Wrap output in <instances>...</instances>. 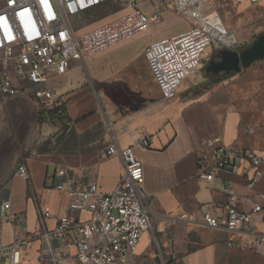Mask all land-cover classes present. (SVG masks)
Segmentation results:
<instances>
[{"label":"crops","instance_id":"crops-1","mask_svg":"<svg viewBox=\"0 0 264 264\" xmlns=\"http://www.w3.org/2000/svg\"><path fill=\"white\" fill-rule=\"evenodd\" d=\"M214 1L221 4L217 8L224 26L241 41H250L240 50L264 33V0H226L230 12L224 10L223 0ZM133 37L84 62L72 60L65 73L47 84L59 105H64L76 136L97 129L105 144L113 135L120 148L132 147L142 165L141 188L151 198V226L139 240L133 264H264V242L257 247L254 237L240 230L228 243L226 229L209 228L199 220L204 208L222 216L230 206L250 212L260 204L262 209L253 212L251 220L264 235V57L238 72L207 70L201 62L188 88L182 89L191 72L175 95L164 99L144 56L153 40L131 41ZM134 133L149 135L150 147L134 146L130 139ZM211 136H219L232 150L251 149L260 156L256 182L249 184L253 170L245 162L240 163V173L217 171L208 183L197 177L196 155ZM100 153L101 146L39 155L26 160L27 181L16 174L12 177L0 200L7 199L14 212L25 216L32 236L19 264H53L40 236L39 213L49 207L45 227L53 229L63 212L67 198L52 188L56 169H66L83 184L95 182L102 192L115 188L122 162L117 156L102 159ZM51 164L57 166L53 173H49ZM229 184L237 195L234 202L228 199ZM183 213L194 214L195 222L175 219ZM2 229L3 243H10L13 229L6 225ZM63 250L66 254L58 264H77L68 255L73 247Z\"/></svg>","mask_w":264,"mask_h":264},{"label":"built area","instance_id":"built-area-1","mask_svg":"<svg viewBox=\"0 0 264 264\" xmlns=\"http://www.w3.org/2000/svg\"><path fill=\"white\" fill-rule=\"evenodd\" d=\"M114 4L120 6L117 15L103 20L109 13H99ZM167 13L188 20L189 27L145 47V59L164 99L175 95L211 45L231 51L243 47L236 34L224 26L214 0H0V95L13 97L30 89L36 101L53 109L60 103L47 84L65 73L72 60L84 62L94 53L147 31ZM76 19H90L94 24L85 28L76 25ZM107 129L112 132L110 122ZM112 138L100 153L102 159L117 156L122 162V173L111 191H100L95 182L83 184L64 168L54 172L52 188L67 198L63 212L53 229L45 227L49 207L39 213L40 236L53 264L65 256L64 247H73L74 252L68 255L77 264H133L139 240L151 226V198L141 188L142 165L131 146L120 148ZM130 139L134 146L150 147V136L145 133H134ZM241 162L252 168L249 184H253L260 175V156L251 149L232 150L219 136L207 137L196 155L197 177L208 183L217 171L240 173ZM15 174L23 181L29 178L25 165H19ZM226 191L234 202L237 195L230 184ZM261 209L260 204L250 212L230 206L222 216H216L204 208L199 220L209 228L226 229L228 243L242 230L253 236L259 247L264 235L256 231L251 214ZM72 212L78 216H71ZM175 219L195 222V215L183 213ZM3 225L13 229L10 243L2 241ZM31 239L25 216L14 212L10 201L1 199L0 264H19Z\"/></svg>","mask_w":264,"mask_h":264},{"label":"rangeland","instance_id":"rangeland-1","mask_svg":"<svg viewBox=\"0 0 264 264\" xmlns=\"http://www.w3.org/2000/svg\"><path fill=\"white\" fill-rule=\"evenodd\" d=\"M221 1L222 0H218ZM214 1V6L218 11ZM224 10L230 12L228 2L223 0ZM120 6L108 7L107 11L100 12L104 15L109 13L103 20L114 18ZM219 13V11H218ZM76 25L91 27L94 23L90 19L75 20ZM188 20L173 13L164 14L160 22L153 24L147 31L140 32L131 41H151L169 37L188 28ZM243 47L250 41H242ZM211 45L203 53L202 64L208 61L211 52L216 49ZM242 48V47H241ZM191 71L182 87L186 90L190 81L197 75ZM59 101V100H58ZM100 141V133L96 129L90 135L81 138L74 134L73 126L68 119L64 105L53 109L42 105L32 95V90L27 89L24 93L13 97L0 95V196L10 183L19 165L26 166L28 158L39 155H59L69 152H78L91 147H103ZM56 165H49V173H53Z\"/></svg>","mask_w":264,"mask_h":264},{"label":"water","instance_id":"water-1","mask_svg":"<svg viewBox=\"0 0 264 264\" xmlns=\"http://www.w3.org/2000/svg\"><path fill=\"white\" fill-rule=\"evenodd\" d=\"M219 57L220 60L215 62L216 67L212 68V71H240L241 67H246L255 60L264 57V33H262L250 46L240 51L222 49L219 53Z\"/></svg>","mask_w":264,"mask_h":264},{"label":"flooded vegetation","instance_id":"flooded-vegetation-1","mask_svg":"<svg viewBox=\"0 0 264 264\" xmlns=\"http://www.w3.org/2000/svg\"><path fill=\"white\" fill-rule=\"evenodd\" d=\"M222 49H219L217 52H215L213 55H211L208 59V61H206V63L204 64L205 68L208 69H212L215 68V62H218L220 60L219 57V53Z\"/></svg>","mask_w":264,"mask_h":264},{"label":"trees","instance_id":"trees-1","mask_svg":"<svg viewBox=\"0 0 264 264\" xmlns=\"http://www.w3.org/2000/svg\"><path fill=\"white\" fill-rule=\"evenodd\" d=\"M110 6H114V5H110Z\"/></svg>","mask_w":264,"mask_h":264}]
</instances>
